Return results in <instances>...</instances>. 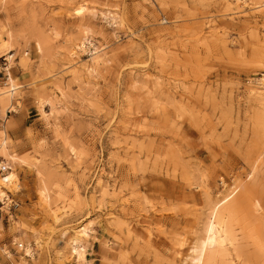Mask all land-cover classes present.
Wrapping results in <instances>:
<instances>
[{"label":"rangeland","instance_id":"1","mask_svg":"<svg viewBox=\"0 0 264 264\" xmlns=\"http://www.w3.org/2000/svg\"><path fill=\"white\" fill-rule=\"evenodd\" d=\"M3 55L0 264H264V0H0Z\"/></svg>","mask_w":264,"mask_h":264},{"label":"built area","instance_id":"2","mask_svg":"<svg viewBox=\"0 0 264 264\" xmlns=\"http://www.w3.org/2000/svg\"><path fill=\"white\" fill-rule=\"evenodd\" d=\"M97 46H98V42L95 39H93L92 37H88L84 41L82 52H83V54L92 53L97 48ZM7 56H9V55H7ZM7 56L6 55L2 56L3 61H2V64L0 65V68H1L0 72L2 73V78H3V79H0V82H2L3 85L7 84L6 82H7V79L9 77L10 65H9V58H7ZM0 87H2L1 84H0ZM9 90L14 92V88H10ZM12 106L6 107L5 116H0V125L1 126L4 125L3 123L5 122L7 114L14 110ZM6 169H8V165H6V164L0 165V170L4 171ZM3 202H4V200H3ZM7 203H9L8 204L9 207H16L18 205V202L14 201L12 198L9 199L7 201ZM21 243L22 242H17V245L20 247H23V245Z\"/></svg>","mask_w":264,"mask_h":264},{"label":"bare ground","instance_id":"3","mask_svg":"<svg viewBox=\"0 0 264 264\" xmlns=\"http://www.w3.org/2000/svg\"><path fill=\"white\" fill-rule=\"evenodd\" d=\"M84 44V43H83ZM83 44L81 45V48L80 49H83ZM95 52H97V50H94L92 53H95ZM14 88V90H16L15 88L16 87H13ZM9 92V95H11L12 97H13V94H15L14 92H12V91H8ZM1 94V93H0ZM10 106H12V104L10 105ZM6 110V109H5ZM4 115L3 116H5V111H4V113H3ZM12 179H13V174L12 173H10L9 175H7L6 177H4L3 178V180L5 181V182H7V183H12ZM2 194H4V193H2ZM6 196V195H5ZM3 199H4V197H3Z\"/></svg>","mask_w":264,"mask_h":264}]
</instances>
